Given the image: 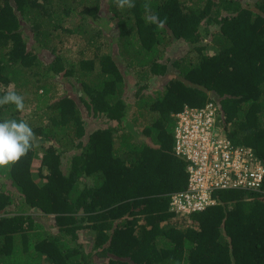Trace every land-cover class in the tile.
Returning <instances> with one entry per match:
<instances>
[{
	"label": "trees",
	"instance_id": "trees-1",
	"mask_svg": "<svg viewBox=\"0 0 264 264\" xmlns=\"http://www.w3.org/2000/svg\"><path fill=\"white\" fill-rule=\"evenodd\" d=\"M133 3L0 0V96L25 103L0 106V122H27L36 145L0 167V264H264V185L170 208L187 188L186 107L217 104L227 137L264 163V0ZM174 44L191 51L172 57Z\"/></svg>",
	"mask_w": 264,
	"mask_h": 264
},
{
	"label": "built area",
	"instance_id": "built-area-1",
	"mask_svg": "<svg viewBox=\"0 0 264 264\" xmlns=\"http://www.w3.org/2000/svg\"><path fill=\"white\" fill-rule=\"evenodd\" d=\"M220 108L209 102L176 114L175 154L187 162V188L171 198L178 215L203 212L218 191H262L264 163L252 147L235 145L225 134Z\"/></svg>",
	"mask_w": 264,
	"mask_h": 264
},
{
	"label": "clouds",
	"instance_id": "clouds-1",
	"mask_svg": "<svg viewBox=\"0 0 264 264\" xmlns=\"http://www.w3.org/2000/svg\"><path fill=\"white\" fill-rule=\"evenodd\" d=\"M117 7H135L133 0H116ZM149 4L145 3L144 8L148 9ZM150 22L157 23L159 28L166 24V18L160 20L157 16L149 17ZM14 105L17 111L23 112L25 109L24 97L9 90L0 96V106ZM35 134L29 124L23 120L6 119L0 122V167L15 163L25 156L34 146Z\"/></svg>",
	"mask_w": 264,
	"mask_h": 264
},
{
	"label": "rangeland",
	"instance_id": "rangeland-1",
	"mask_svg": "<svg viewBox=\"0 0 264 264\" xmlns=\"http://www.w3.org/2000/svg\"><path fill=\"white\" fill-rule=\"evenodd\" d=\"M66 40H67V38H66ZM204 46H209V47L212 46V44H210V40L209 39L204 43ZM75 47H77V45H75L74 47H72V42H71V43H68L66 45L65 44L64 45H61L60 44L58 48L63 53H67V54L69 53L71 55H74L76 53V51L75 50H72V48H75ZM170 49H171V52H172V54L170 56H172V57H180V56L184 55L185 53H187L189 50L191 51L190 47L189 48L181 47V46H177L176 44H174L172 46V48H170ZM208 51L210 52V49ZM171 52H169V53H171ZM210 54H212V53L210 52ZM115 61H116V63L118 65H120L121 67H123V63H122V61L120 59H118L116 57L115 58ZM130 79L131 78L129 77V80ZM165 79L166 78H163L162 80H165ZM65 80L66 79L57 78V81L58 82H61V83H66ZM34 90H35V88H32L30 90H27L25 92L26 98H32L33 99L35 97ZM75 91L76 90L74 88H71V87L67 88V90H66V88L63 87V85H62V86H59L58 87V89L56 91L57 92L56 94H57L58 97H62L66 93L69 94V95L74 94ZM39 161H40V157L39 158H36V161L34 163V169L35 170L38 169ZM35 215L36 216H39L40 217L39 219L41 221H46L47 222V219L45 217H43L41 213L40 214L35 213ZM81 237H82V241L86 244V248L87 249H90V246L92 245L90 242L92 241V238H94V234L92 232L86 231V232H82L81 233Z\"/></svg>",
	"mask_w": 264,
	"mask_h": 264
}]
</instances>
